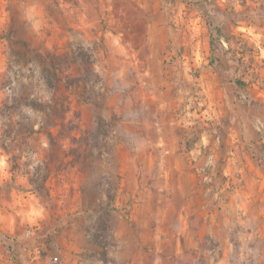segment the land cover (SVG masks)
<instances>
[{"label":"rangeland","instance_id":"obj_1","mask_svg":"<svg viewBox=\"0 0 264 264\" xmlns=\"http://www.w3.org/2000/svg\"><path fill=\"white\" fill-rule=\"evenodd\" d=\"M24 2L0 0V190L27 192V264L55 257L64 232L79 235L85 264H126L137 251L174 252L155 234L167 240L175 230L153 229L142 211L138 226L136 203L118 190V118L102 117L104 69L118 75L132 52L145 58L152 47L162 50V66L187 62L192 85L172 119L188 133L182 152L199 189L213 198L208 208L219 210L244 180L224 175L222 159L216 164L214 145L229 148L217 111L223 91L240 107L253 103L249 85L264 79V0H27V18ZM211 80L216 86H203ZM80 105L91 109L84 119ZM201 132L210 142L201 141ZM250 211L230 218L220 238L205 239L200 250L223 255L222 264H264V194L252 198ZM242 219L251 223L238 225ZM18 259L10 255L1 264H23Z\"/></svg>","mask_w":264,"mask_h":264},{"label":"crops","instance_id":"obj_2","mask_svg":"<svg viewBox=\"0 0 264 264\" xmlns=\"http://www.w3.org/2000/svg\"><path fill=\"white\" fill-rule=\"evenodd\" d=\"M23 4V16L27 18V0ZM140 53V50L132 52L129 59L121 64L118 75L110 67L104 69L108 93L105 94L102 117L106 121L111 117L118 118L114 126L119 136L114 147V160L118 166L119 192L124 201L132 197L136 203L138 226L144 223L143 218L138 219L142 211L150 214L146 220L151 221L153 229L175 230L169 233L167 240H161V236L155 234L156 243L173 245L174 252L147 254L137 251L129 256L126 264H222L223 255L209 258L199 245L208 238L218 240V230L226 227L230 218L234 220L238 215L250 213L252 198L264 194V150L260 145V142L264 143V135L259 134L256 128L259 121L264 125V113L259 116L257 110H264V79L261 84L254 82L249 85L252 93L248 96L254 99L253 105L240 107L234 103L232 93L222 92L217 115L221 128L224 131L226 128L232 157L226 158L228 149L225 151L214 145L216 164L218 166L219 159H222L223 174L239 173L244 186L237 193L229 194L227 202L218 205L219 210H211L208 201L213 198L199 189L198 175L182 152L188 133L184 134L172 119L175 106H180L177 102L185 100L192 85L191 78L186 75L187 62L184 61L182 66L171 61L162 66L163 52L156 47H152L145 58ZM203 86L208 88L216 84L211 80L203 82ZM66 89L71 90L70 87ZM66 95L64 100L70 102V95ZM79 110L82 119L91 112L86 105H80ZM91 119L93 121L94 118ZM205 134L199 133L201 141L210 142ZM40 144L47 147V142ZM198 165L201 164L195 166ZM2 172L0 160V181L4 177ZM21 181L22 177L18 182ZM236 223L246 226L251 222L242 219ZM26 230L27 192L1 189L0 264L10 255L27 264ZM71 230L77 233L78 226L71 225ZM63 234L66 237L61 236L62 248L56 255L61 263L85 264L79 254L82 250L81 243L77 241L79 235ZM137 244L142 245V242L137 240ZM51 258L36 264H49ZM33 259L38 260V256H33Z\"/></svg>","mask_w":264,"mask_h":264},{"label":"built area","instance_id":"obj_3","mask_svg":"<svg viewBox=\"0 0 264 264\" xmlns=\"http://www.w3.org/2000/svg\"><path fill=\"white\" fill-rule=\"evenodd\" d=\"M243 98L245 99V97H243ZM257 130L259 132H264V126H263L262 123L258 122V124H257ZM124 212H125V210H124ZM51 261H52L53 264H62L61 261L59 260V258L57 256L53 257L51 259Z\"/></svg>","mask_w":264,"mask_h":264},{"label":"trees","instance_id":"obj_4","mask_svg":"<svg viewBox=\"0 0 264 264\" xmlns=\"http://www.w3.org/2000/svg\"><path fill=\"white\" fill-rule=\"evenodd\" d=\"M220 31L219 30H217V33H219ZM211 48L213 49V44H211ZM215 59L214 58H211L210 60H209V66H211V67H216L217 65L215 64ZM241 83H239V85H240ZM54 88H56L55 86H54Z\"/></svg>","mask_w":264,"mask_h":264}]
</instances>
